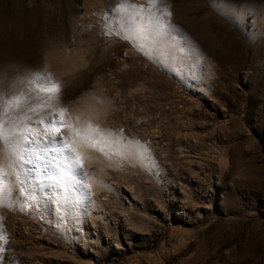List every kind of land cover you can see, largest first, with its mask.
Returning a JSON list of instances; mask_svg holds the SVG:
<instances>
[{"label":"rangeland","instance_id":"1","mask_svg":"<svg viewBox=\"0 0 264 264\" xmlns=\"http://www.w3.org/2000/svg\"><path fill=\"white\" fill-rule=\"evenodd\" d=\"M58 34L82 66L53 78ZM4 51L29 53L0 55L24 81L8 114L93 97L141 160L106 167L86 215L2 194L0 264H264V0H0Z\"/></svg>","mask_w":264,"mask_h":264},{"label":"bare ground","instance_id":"2","mask_svg":"<svg viewBox=\"0 0 264 264\" xmlns=\"http://www.w3.org/2000/svg\"><path fill=\"white\" fill-rule=\"evenodd\" d=\"M53 16L52 14L50 17ZM63 41L64 37L62 39L58 34L57 39L54 38V45H49L55 46L58 51L61 50L56 55V61L45 54L43 57L45 63L43 59L40 63L41 66L44 63L41 69L48 70L52 74L55 72L53 76L58 73L60 75L58 77H61L63 72L74 71V68L81 65L76 60L80 50L76 49L75 55L70 54L73 51L68 54ZM69 46L67 44L68 48ZM0 55L6 60H13L26 59L29 53L4 51ZM31 57L33 56L29 59ZM11 66L0 65V146H4V141L9 138L16 139L18 143L11 151L0 150V196L4 195L1 198L9 207L14 206L18 209V206L24 205V211H29L27 213L32 216L34 213L44 216L51 209L69 210L70 213L81 212L85 215L96 210L97 207L98 211L102 210L100 203L92 196L97 190L93 188L99 190L101 186L100 173L105 172L106 167L117 168L120 162L122 164L127 159L140 161V153L122 133L113 132L105 127L106 124L104 126V123H101L104 118L103 107L99 103L100 107L96 106V101L91 102V97L89 100H86L88 97L86 99L84 97L76 107L73 106L75 108L71 111L73 114L71 112L70 114L56 112V114L53 110L48 113L40 111L29 118L19 114H8L6 112L8 109L5 108L11 104L16 95L22 94L21 86L24 82L11 77L14 72ZM105 104L106 102L104 107ZM57 128L61 129L59 133L56 132ZM110 158L113 160L108 161ZM92 166L97 168L93 174L89 171ZM15 191L16 193H13Z\"/></svg>","mask_w":264,"mask_h":264},{"label":"snow or ice","instance_id":"3","mask_svg":"<svg viewBox=\"0 0 264 264\" xmlns=\"http://www.w3.org/2000/svg\"><path fill=\"white\" fill-rule=\"evenodd\" d=\"M133 7H135V6L133 5ZM120 10H121V11H123V7H121V9H120ZM169 15H171V13H169ZM52 91H56V89H55V88H53V89H52ZM60 131H61V129H60V128H57V129H56V132H57V133H59Z\"/></svg>","mask_w":264,"mask_h":264}]
</instances>
